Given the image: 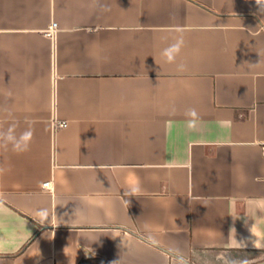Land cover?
Returning <instances> with one entry per match:
<instances>
[{"label": "crops", "instance_id": "0c3cea01", "mask_svg": "<svg viewBox=\"0 0 264 264\" xmlns=\"http://www.w3.org/2000/svg\"><path fill=\"white\" fill-rule=\"evenodd\" d=\"M181 35L185 71L160 55ZM12 123L33 140L0 147V264H264L255 0H0V130Z\"/></svg>", "mask_w": 264, "mask_h": 264}, {"label": "clouds", "instance_id": "9594fccd", "mask_svg": "<svg viewBox=\"0 0 264 264\" xmlns=\"http://www.w3.org/2000/svg\"><path fill=\"white\" fill-rule=\"evenodd\" d=\"M256 5L261 12H264V0H255ZM104 11L110 10L107 5H101ZM185 45L183 36L176 37L174 42L170 43L167 47L163 48L160 55L163 60L168 64H175L178 71H185L186 65L183 63L177 64V58L180 56L182 49ZM185 116L187 117L186 126L189 131H195L200 126V117L195 108L186 110ZM33 140V130L31 127L25 129L22 132L17 131V124L12 123L6 129L0 130V147L8 148L16 153H24L30 150V146ZM10 168H6L0 165V174L10 172ZM264 203V202H262ZM36 215L40 218V222L43 224L47 220L48 212L46 209L38 210ZM231 232H235L232 229ZM236 236V235H235ZM252 244L257 249H264V239H254ZM233 246L236 248L247 247V241H238L235 237L233 239ZM116 264V262H114ZM177 264H190L189 260L183 255L177 257ZM228 264H253V262L247 258L232 259Z\"/></svg>", "mask_w": 264, "mask_h": 264}, {"label": "trees", "instance_id": "16d2710c", "mask_svg": "<svg viewBox=\"0 0 264 264\" xmlns=\"http://www.w3.org/2000/svg\"><path fill=\"white\" fill-rule=\"evenodd\" d=\"M79 264H110L108 259L102 256L82 258Z\"/></svg>", "mask_w": 264, "mask_h": 264}, {"label": "built area", "instance_id": "2783aa9c", "mask_svg": "<svg viewBox=\"0 0 264 264\" xmlns=\"http://www.w3.org/2000/svg\"><path fill=\"white\" fill-rule=\"evenodd\" d=\"M56 26H57L56 22H52L51 25L49 26L48 30H47V33L52 34V32L56 29ZM56 125L58 127H64L67 125V121L66 120H59L56 122ZM43 185H44V188H50L51 181H46V182H44Z\"/></svg>", "mask_w": 264, "mask_h": 264}]
</instances>
